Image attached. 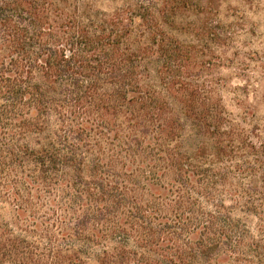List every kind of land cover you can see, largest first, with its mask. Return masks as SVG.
<instances>
[{
    "label": "trees",
    "instance_id": "1",
    "mask_svg": "<svg viewBox=\"0 0 264 264\" xmlns=\"http://www.w3.org/2000/svg\"><path fill=\"white\" fill-rule=\"evenodd\" d=\"M103 1L0 0V264H264V140L204 53L222 0Z\"/></svg>",
    "mask_w": 264,
    "mask_h": 264
},
{
    "label": "rangeland",
    "instance_id": "2",
    "mask_svg": "<svg viewBox=\"0 0 264 264\" xmlns=\"http://www.w3.org/2000/svg\"><path fill=\"white\" fill-rule=\"evenodd\" d=\"M98 8L112 11L107 0ZM209 17L214 21L215 36L204 47V53L210 58L206 61L211 62L212 88L232 124L253 140H264V0H222ZM0 216H8L7 208L1 205ZM99 233L98 236H105L104 232ZM53 234L60 246L70 244L61 240L67 233L56 230ZM118 237V232H114L102 244L74 243V251L87 256L113 250Z\"/></svg>",
    "mask_w": 264,
    "mask_h": 264
}]
</instances>
